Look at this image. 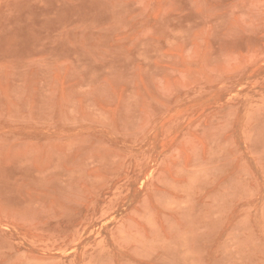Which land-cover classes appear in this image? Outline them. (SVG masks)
Segmentation results:
<instances>
[{"label":"rangeland","instance_id":"374dc122","mask_svg":"<svg viewBox=\"0 0 264 264\" xmlns=\"http://www.w3.org/2000/svg\"><path fill=\"white\" fill-rule=\"evenodd\" d=\"M0 264H264V0H0Z\"/></svg>","mask_w":264,"mask_h":264}]
</instances>
